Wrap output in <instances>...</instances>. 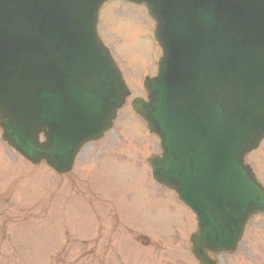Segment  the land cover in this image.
Instances as JSON below:
<instances>
[{
  "label": "water",
  "instance_id": "obj_1",
  "mask_svg": "<svg viewBox=\"0 0 264 264\" xmlns=\"http://www.w3.org/2000/svg\"><path fill=\"white\" fill-rule=\"evenodd\" d=\"M106 0H0L2 139L59 174L102 136L128 95L96 37ZM144 4L162 49L134 112L160 139L153 178L197 215L199 264L233 252L264 190L243 157L264 138V0H125ZM42 133L45 142L39 144Z\"/></svg>",
  "mask_w": 264,
  "mask_h": 264
},
{
  "label": "rangeland",
  "instance_id": "obj_2",
  "mask_svg": "<svg viewBox=\"0 0 264 264\" xmlns=\"http://www.w3.org/2000/svg\"><path fill=\"white\" fill-rule=\"evenodd\" d=\"M98 27L131 95L142 93L158 54L151 20L140 7L106 4ZM129 102L113 131L82 148L68 179L22 164L0 140L1 264H197L187 244L194 216L153 181L147 160L157 139ZM245 161L264 186V141ZM217 259L264 264V215L248 223L234 254Z\"/></svg>",
  "mask_w": 264,
  "mask_h": 264
}]
</instances>
